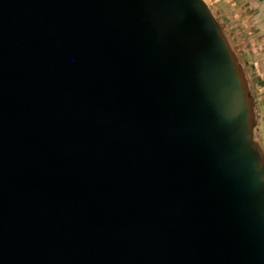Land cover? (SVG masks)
Instances as JSON below:
<instances>
[{
	"label": "water",
	"instance_id": "95a60500",
	"mask_svg": "<svg viewBox=\"0 0 264 264\" xmlns=\"http://www.w3.org/2000/svg\"><path fill=\"white\" fill-rule=\"evenodd\" d=\"M0 264H264V158L203 0H0Z\"/></svg>",
	"mask_w": 264,
	"mask_h": 264
},
{
	"label": "rangeland",
	"instance_id": "374dc122",
	"mask_svg": "<svg viewBox=\"0 0 264 264\" xmlns=\"http://www.w3.org/2000/svg\"><path fill=\"white\" fill-rule=\"evenodd\" d=\"M203 2L222 29L236 57L251 103L253 138L264 158V133L260 130L262 129L260 113L264 112V103L255 100L253 102V95L260 98L263 93L261 80L263 78H260L258 73H264V0H203ZM249 47H255L256 53ZM237 48L240 52L244 51L243 56L236 55ZM254 75H257L259 80L256 84L253 81ZM255 86L258 87V92H255Z\"/></svg>",
	"mask_w": 264,
	"mask_h": 264
},
{
	"label": "crops",
	"instance_id": "0c3cea01",
	"mask_svg": "<svg viewBox=\"0 0 264 264\" xmlns=\"http://www.w3.org/2000/svg\"><path fill=\"white\" fill-rule=\"evenodd\" d=\"M249 48H251V51H253L254 53H256L255 47H249ZM235 53H236V55H239V56H243L244 55V51L240 52V50L238 48L235 51ZM258 75L260 76V78H263V79H261L262 82H263V85H262V92L263 93H262V96L260 98H258L255 95H253V102L255 100V102H260L262 104V103H264V73L259 72ZM253 81H254L255 84H256L257 81H259L257 75L256 76L255 75L253 76ZM258 91H259L258 90V87H256V91L255 92H258ZM260 117L262 118V121L260 122L262 129H260V130H261V133H264V112L263 113H260Z\"/></svg>",
	"mask_w": 264,
	"mask_h": 264
}]
</instances>
